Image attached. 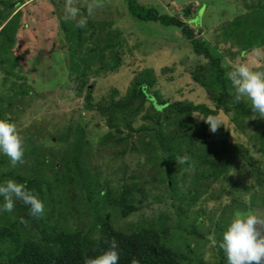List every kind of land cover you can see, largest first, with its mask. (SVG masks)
<instances>
[{"label":"trees","instance_id":"obj_1","mask_svg":"<svg viewBox=\"0 0 264 264\" xmlns=\"http://www.w3.org/2000/svg\"><path fill=\"white\" fill-rule=\"evenodd\" d=\"M29 1L32 0L8 2L0 0V4L7 9L6 15L0 17V22L6 20L11 13H16L5 26H0V65L7 58L15 65L25 63L32 56L35 47L23 45L26 44V37L32 36L31 39L38 43L36 30L28 32L31 26L26 21L17 28L16 32L12 25L13 20L28 7L27 4L33 3ZM124 1L132 21L156 23L164 28L180 30L182 37L191 47V54L203 59V62H199L189 72L192 81L211 97L213 105L171 102V96L168 94L163 95L161 92L154 94V90L159 89L158 80L148 71L140 74L131 83L124 98L114 100V96L118 93L115 88L113 101L107 105L106 102L94 105L93 93L97 83L93 75L101 78L108 73L115 74L125 62L122 51L126 42L122 38V33H115L116 29L111 31L113 23L103 24L100 26V31L93 29L94 25L91 22H86L85 30L84 27H78L79 23L68 24L71 37L69 39L72 40V37L76 39L77 35L74 49L79 55V65L76 68L83 70V75L70 80L73 82L76 97L83 98V111H94L96 117L102 120V123L96 124L97 132L99 133L103 126L106 127V132L100 138V149L116 146L120 148L119 154H145L144 161L150 163L156 170L157 176L153 178L154 182L165 187L166 184H171L166 187L171 199L178 198L180 202L187 200V197L180 196L177 180L179 169L184 165L189 166L184 164L178 167L177 160L185 155L196 161V163L190 161V164L198 174L196 183L200 189H195L197 193L201 194L203 188L207 190L220 181L226 183L218 197L226 205L223 216L219 219L224 226L221 223L215 225L213 239H209L210 235H204L197 230L195 225H192L189 234L196 236L200 241L212 242L216 253V264H227L226 255L219 244L234 214L254 212L264 219V159H254L249 150L246 151L240 144L228 143L226 136H222L219 145H214L204 120L209 116L224 114L229 120L233 116L230 122H235L237 119L251 118L255 112L242 100L235 101V94L228 87L229 80L226 77L224 58L213 52L212 45L206 39L196 38L191 30L189 25L194 21L192 4L182 8L184 19H181L178 14L162 15L156 7L142 4L138 0ZM20 7L23 8L20 10ZM240 19L237 16L234 23L237 24ZM18 37L21 41L17 46ZM42 53L43 51L37 52L40 60H43ZM106 53L110 54L107 60ZM8 75L15 76V74ZM17 78L20 80L21 76ZM25 94L26 92L21 90L17 98L23 99ZM10 101L12 100L5 103ZM8 105H12V102ZM73 114L74 112L71 116ZM195 115L203 116V120L198 124L194 120ZM138 121L141 122L139 128L135 127ZM74 122H70L63 136L68 139L73 134H77L78 137L72 149L60 157L57 163L50 162L51 156H43V161H37V164L43 168L40 167L33 172L34 175L29 179H25L24 175L16 176L13 173L0 175V182H4L5 178H11L25 183L27 188L44 202L45 207L49 208L47 212L36 218L29 214L28 206L17 200L12 212H0V264H84L85 258L95 257L107 249L113 238L119 244L118 264H134V262L135 264L194 262L202 264L197 256L195 259L191 258L194 250L191 251L190 247L182 248L176 245L171 228L164 224L158 227L153 223L147 225L143 223L134 226L128 232H123L114 227L110 213L98 214L103 206L117 210L123 219L140 212L141 206L133 200V193L137 190L136 185L127 184L129 181V183L134 182L136 178L128 176V167H126L123 184L113 189L108 188L106 184L109 190L104 193V185L98 180L99 173L92 174L91 167L86 168L84 163L87 152L91 154L93 149L92 142L85 139L86 131L82 123ZM95 136L99 138L98 135ZM219 136L218 134L217 137ZM260 139L264 142V136ZM25 143L29 144L27 141ZM261 150L264 157V149ZM32 152L38 154L39 151L33 147ZM240 161L243 170L238 167ZM2 162L5 160L0 163ZM98 167L102 166L98 164ZM47 168L52 172V177L46 171ZM233 174L242 176V180L249 178L251 184L234 182ZM77 192L80 193L86 207L94 214L90 224L91 233L92 229H96L98 237H91L90 231L83 226L70 229L64 224L65 219L59 212L67 207L72 213L76 212V204L80 202ZM199 197L200 195H196L193 198L192 205ZM2 205L3 199L0 198V207ZM179 209L182 210L181 207ZM183 239L180 236V240Z\"/></svg>","mask_w":264,"mask_h":264},{"label":"rangeland","instance_id":"obj_2","mask_svg":"<svg viewBox=\"0 0 264 264\" xmlns=\"http://www.w3.org/2000/svg\"><path fill=\"white\" fill-rule=\"evenodd\" d=\"M138 1L156 7L162 15L178 14L181 19H184L182 8L192 4L194 21L189 26L196 38L206 39L212 45L213 52L224 58L226 72L230 70V66L240 63H246L253 70L264 71V43H262L264 0ZM29 2L33 3L27 4L28 7L13 20L12 25L16 32L17 28L26 21L31 26L28 32L36 30L38 43L28 35L30 38L26 37V44H23L26 47L30 45L35 47L32 53L36 54L34 57L32 54L25 63L13 65L7 58L4 60L6 62L2 61L0 65V118L9 119L17 125L23 140L24 162L13 167L9 158L0 153V162L5 160L0 163V175L13 173L16 176L24 175L25 179H29L34 175L33 172L40 167L43 168L37 164V161H43V156H51L50 162L57 163L60 157L72 149L78 137L77 134H73L65 139L63 135L67 126L74 121L82 123L86 131L85 139L92 142L93 148L91 154L87 152L84 163L86 168L91 167L92 174L99 173L98 180L104 185L103 192L109 190L107 187L113 189L121 186L124 171L128 167V176L136 179L127 184L136 185L137 190L133 193V200L141 206L140 212L125 219L121 218L117 210L109 206L100 208L98 214L110 213L114 227L123 232H128L134 226L143 223L145 225L153 223L158 227L164 224L171 228L177 246L190 247L191 251L194 250L191 258L195 259L197 256L202 264H216V253L212 242L200 241L189 232L192 231V225H195L197 230L204 235H210L209 239H213L215 225L221 223L219 219L223 216L226 206L218 198L221 188L226 183L220 181L207 190L203 188L201 194L197 193L195 189H200L196 183L198 174L194 168L178 164V167L183 166L177 174L180 196L187 197L185 202H180L178 198L171 199L168 196L166 187L170 186V183L165 187L154 182L153 178L157 176L156 170L150 163L144 161L145 154H119L120 148L116 146L100 149V138L106 132V127L103 126L100 132H97L96 124L102 123V120L96 117L94 111L82 110L84 100L82 97H76L73 82L70 81L71 78L83 75V70L76 68L79 65V55L74 49L77 35L76 39L74 37L72 40L69 39L71 37L68 24L80 23L84 20L91 22L94 25L93 29L100 31V26L103 24L113 23L111 31L116 29L115 33H122V38L126 42L122 51L125 62L118 72L105 74L101 78L93 75L97 83L93 93L94 105L105 102L107 105L113 101L115 88L118 93L114 96V100L124 98L131 83L140 74L148 71L158 80L159 89L154 90V94L156 92L168 94L171 96V102H192L212 106L211 97L192 81L189 73L195 65L203 62V59L191 54V47L182 37L179 29L164 28L156 23L132 21L124 0H32ZM90 7L91 14H89ZM21 8L23 7H20V10ZM71 10H75L76 14L72 15ZM43 12L45 14H41ZM6 13L7 9L0 4V17ZM15 14L11 13L6 20L0 22V26H5ZM237 16L241 19L235 24ZM19 41L21 39L18 37L17 46L20 44ZM43 48L49 49L44 51ZM38 51H43L41 55L45 61L40 60ZM105 55L107 60L110 54ZM20 76L19 80L17 77ZM228 87L235 94L230 81ZM21 90L26 92L23 99L17 98ZM8 100H12L10 101L12 105H8L10 102L5 103ZM241 100L251 107V102L247 98ZM72 112H74L73 116H71ZM215 118L221 123L217 131L210 132L208 126V133L214 145H219L222 136H226L228 143L240 144L246 151L249 150L254 159H264L261 150L264 149V142L260 139L264 136V117H260V114L255 112L251 118L237 119L235 122H230L231 118L229 120L224 114ZM194 120L198 124L203 120V116L195 115ZM140 125L141 122L138 121L135 127L139 128ZM95 134L99 138H96ZM25 141L29 144L27 145ZM33 147L38 149V154L32 152ZM190 161L196 163L194 160L190 159ZM98 164L102 167L99 168ZM238 167L240 170L244 169L241 161ZM46 171L51 177L53 176L49 168ZM9 179L11 178H5V181ZM242 179V176L233 174L234 182L251 184L249 178ZM76 195L80 198V202L76 204V212L72 213L67 207L59 213L65 219L64 224L70 229L83 226L91 233L90 224L94 214L86 207L80 193L77 192ZM196 195L200 197L192 205ZM48 210L49 208H44V212ZM221 225L224 226L223 223ZM92 231L91 237H98V231L96 229ZM180 236L185 240H180ZM184 250L188 252L187 249Z\"/></svg>","mask_w":264,"mask_h":264},{"label":"clouds","instance_id":"obj_3","mask_svg":"<svg viewBox=\"0 0 264 264\" xmlns=\"http://www.w3.org/2000/svg\"><path fill=\"white\" fill-rule=\"evenodd\" d=\"M75 15V10H71ZM92 8H89L91 14ZM86 21L81 20L78 27L83 28ZM227 79L235 90V101L247 98L254 112L264 117V71H256L246 63L230 66ZM205 123L209 131L215 133L220 121L209 116ZM0 153L6 155L13 167L23 163L24 146L17 125L9 119L0 118ZM178 164H189L190 157L185 155L177 160ZM0 198L3 205L0 212H12L15 202L21 201L28 206L29 214L39 218L44 213V202L25 183L9 179L0 182ZM219 247L227 258V264H264V219L256 213H236L222 234ZM120 259L119 244L113 238L107 249L92 258H85L84 264H118ZM135 264V262H134Z\"/></svg>","mask_w":264,"mask_h":264}]
</instances>
